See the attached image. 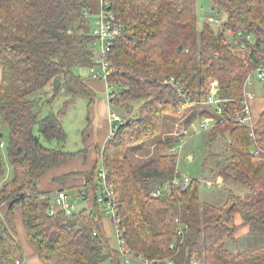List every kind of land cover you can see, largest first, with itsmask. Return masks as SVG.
<instances>
[{"label": "trees", "instance_id": "16d2710c", "mask_svg": "<svg viewBox=\"0 0 264 264\" xmlns=\"http://www.w3.org/2000/svg\"><path fill=\"white\" fill-rule=\"evenodd\" d=\"M209 1V17H225L219 31L208 23L199 28L197 0H104L122 29L107 56L116 69L108 77L110 106L125 118L97 149L90 170L54 177L60 189L40 191L49 171L77 156L62 148V117L78 98H86L89 109L96 103L88 80L75 70L95 66L90 19L100 8L97 0H0V118L9 130L5 137L0 128V208L6 209L0 264L25 261L18 212L42 264H123L126 256L154 264H264V247L229 249L243 228L264 236V148L255 155L250 129L235 121L245 108L248 76L264 67V0ZM214 83L222 112L214 106L198 111ZM262 89L264 97V82ZM61 91L69 97L64 111L43 116ZM190 109L196 110L188 124L215 119L199 133L203 173L212 183L203 204L197 179L190 178L187 189L174 184L183 178L175 149L186 136L163 137L167 122L184 119ZM256 121L257 144L264 146V108ZM54 141L56 148L45 144ZM149 143L154 150L145 159L141 150ZM99 164L115 192L119 250L109 245L103 202L68 216L51 214L43 198L69 187L85 193L86 202L93 190L100 192ZM157 190L161 194L153 196Z\"/></svg>", "mask_w": 264, "mask_h": 264}, {"label": "rangeland", "instance_id": "374dc122", "mask_svg": "<svg viewBox=\"0 0 264 264\" xmlns=\"http://www.w3.org/2000/svg\"><path fill=\"white\" fill-rule=\"evenodd\" d=\"M211 7H212L211 2L209 0H197V16H198V24H199L200 29L201 27L205 26V24L208 23L209 26L213 30H217V28L208 21V19L211 18L209 17ZM93 21L94 19H90L91 26L93 24ZM92 53L95 54L96 50L92 49ZM75 73L88 80L87 84L91 86V88L93 89L95 93L96 103L93 108L89 109L88 100L86 98H78L74 106L70 107L66 111L65 115L62 117V124L67 134V140L62 146V148L66 152L73 153V154L75 153L77 156L71 159L67 164L49 171L47 175L42 180H40L38 183V189L40 191L59 190L60 189L59 186L54 185L52 182V179L54 177H57V176L61 177L71 172L72 173L80 172V171L86 172L90 170L91 167H93L97 162V158H98L97 149L103 146V141L105 140L106 136H107V139L110 137L111 127H110L109 120H108L109 113L115 112L122 119L125 118L123 111L118 110L116 108H112L109 105L108 95H107L108 89L104 83L100 81L95 82V81L90 80L88 70L76 69ZM0 81H1V70H0ZM262 85L263 83L257 82L255 87L251 89V92L255 94L254 99L252 101V111H253V115L256 120H258L259 115L264 108V97H263ZM68 98L69 97L65 94V92L61 91L58 97L53 102V104L50 107H46L43 110L42 115L46 116L51 113L53 114L62 113L64 111L65 101ZM196 109L198 111L204 110L205 107L201 106ZM196 109L188 110L187 115L184 119L182 118L175 122L169 120L167 122L168 128H166L165 130L166 132L164 133L163 137L177 138L178 136L182 137L183 135L187 134V136L184 139L185 143H184L183 149L180 151H177L179 153L178 169L181 175L188 176L191 179L195 178L200 182L199 192H200L201 202L203 204L207 202L206 200L208 199V196L210 195V192L212 190L207 189V186H206L207 180L205 179L203 169H202L203 158H204L203 156L204 155V141L202 140V137L199 136V133H196L198 122L194 120L192 121V124L189 123L190 126L188 124V118L190 117L192 112L195 111ZM96 118L99 120H95ZM88 119H90V126H89ZM105 127L107 128V132L103 136L100 131L104 130ZM0 128L2 132L4 133L5 137H7L9 130L6 126H4L1 123V118H0ZM108 129H109V132H108ZM45 144L52 148H56L58 146V144L55 141L51 143H45ZM152 146L153 144L149 143L143 148V150H141V153H142L141 155H143V157H146L145 159L149 157V154H152L154 150ZM146 147H148L147 149L150 150V153L144 154V150ZM85 152L87 153L85 154ZM2 153L4 156V160H5L8 175H9L11 172V167L9 164V160L7 157V151L5 147L2 149ZM85 157H87V162L85 161ZM136 157H139V155H136ZM137 161L139 160L136 159V162ZM100 168L101 166L99 164L98 169ZM65 191H67L70 197V201L75 206L76 211H79L82 209H88L90 207L91 209L94 208L96 194H97L93 192L94 190L89 194V200H87V201H90V204H88L87 201L84 202L83 198L85 196L82 198L79 194L80 191L78 189L67 187ZM111 217L112 216H107L103 218L104 228H105L106 235L109 239L110 247L115 250H119L120 244H119L118 237L116 234V229L114 227V224L112 223ZM16 221L18 222L17 228L19 229L18 232L20 234L19 236L20 244L22 245V242L26 244L27 242L29 246H32L29 240L26 239L27 236H26L25 230L21 222V216H19L18 219H16ZM261 247H264V236L250 232L248 228L241 229L238 232V234H236V244L229 245V249L233 252H237L239 250L243 251L246 249H256V248H261ZM22 248H23V245H22ZM25 258L32 259V258H36V256L33 255V256L25 257ZM37 261H38V264H42L38 259ZM122 261H123V264H139L137 259L128 258L127 256Z\"/></svg>", "mask_w": 264, "mask_h": 264}, {"label": "built area", "instance_id": "2783aa9c", "mask_svg": "<svg viewBox=\"0 0 264 264\" xmlns=\"http://www.w3.org/2000/svg\"><path fill=\"white\" fill-rule=\"evenodd\" d=\"M99 4L100 11L96 15L93 16V29L91 30V36L95 39L92 44L96 53L94 54V67L89 69V76L93 81H101L107 86L108 89V102L110 105V101L113 99V87L109 83V75L111 73H115L116 69H114L110 62L107 60V56L111 51V48L117 38H120L122 29L115 23L114 15L110 12H107L104 8L105 2L104 0H97ZM208 21L213 24L217 30L219 31L223 27V23L225 21V17L220 21L217 18L211 17ZM250 39V38H248ZM252 41V40H251ZM250 41V42H251ZM247 50L246 45H242L240 48L241 55H244V52ZM264 82V67H258L248 76L245 83L244 90V111L241 115H238L235 119L236 123L242 128L250 129V138L252 141V152L255 155H259L261 151H263L264 146H259L257 143V137L255 135V127H256V119L253 115L252 111V101L254 99V93L251 92V89L255 87V85ZM217 83L212 85L211 94L208 98L207 104L205 106H214L216 113L220 114L222 112V108L219 107L220 99L216 97L214 91L216 90ZM108 120L110 123L111 131L110 137L114 134L117 129V125L122 123V118L117 115L115 112L109 113ZM215 124L213 117L204 118L201 123L197 124L196 133H200L202 131H207L212 128ZM187 136V134L185 135ZM184 141L176 147L175 151H180L184 147ZM3 146V144L1 145ZM101 173L99 174V183L101 184L100 192L96 194V200L99 202H103L104 204V217L112 216L111 219L115 217V192L113 188L108 184L105 171L100 168ZM191 183V179L188 176H183L181 180H175V185H181L183 189H187ZM207 187L211 188L212 183L207 182ZM80 196L83 198L85 193L80 192ZM161 194L160 190H157L153 193V196H158ZM48 206L50 207L51 214H54L57 211H63L66 215L71 216L76 212L75 206L71 203L70 197L67 191H59L53 194H49L44 196ZM181 230L179 235H181ZM116 234L118 237V241L120 244L121 232L116 229ZM125 252V251H122ZM126 253V252H125ZM128 258H131L128 256ZM139 264H154L152 261L145 259H137ZM17 264H20L19 262Z\"/></svg>", "mask_w": 264, "mask_h": 264}, {"label": "crops", "instance_id": "0c3cea01", "mask_svg": "<svg viewBox=\"0 0 264 264\" xmlns=\"http://www.w3.org/2000/svg\"><path fill=\"white\" fill-rule=\"evenodd\" d=\"M95 120H99V119H95ZM110 124V123H109ZM101 132V134L104 136V134H106V132H107V128L105 127L104 128V130H102V131H100ZM108 132H109V129H108ZM107 135H108V133H107ZM107 140V136H106V138H105V140L103 141V144L105 143V141ZM88 202V204H90V201H87ZM91 209V207L90 208H88V210H90ZM6 213V209L5 208H0V214L3 216L4 214ZM20 216V212H18V214H17V219H18V217ZM105 218V217H104ZM22 222V221H21ZM16 223H17V227H18V222L16 221ZM23 225V224H22ZM24 228V227H23ZM116 229V228H115ZM17 231H19V229L17 228ZM26 233V232H25ZM18 234H19V232H18ZM19 236H20V234H19ZM27 236V235H26ZM27 240H28V237L26 238ZM22 242V241H21ZM22 245H23V250L25 251L24 252V255H25V257H30V256H36V253H35V250H34V248L32 247V246H29L28 244H27V242H26V244L25 243H23L22 242ZM33 248V250H32V248ZM120 248V247H119ZM27 250V251H26ZM28 253V254H27ZM37 259L40 261V259L36 256V258H32V259H26L25 258V261L22 263V264H38V261H37ZM41 262V261H40ZM42 263V262H41Z\"/></svg>", "mask_w": 264, "mask_h": 264}, {"label": "water", "instance_id": "95a60500", "mask_svg": "<svg viewBox=\"0 0 264 264\" xmlns=\"http://www.w3.org/2000/svg\"><path fill=\"white\" fill-rule=\"evenodd\" d=\"M60 84H61L60 80H55V82H54L55 90L59 89ZM216 92H217V89L214 91V94H216Z\"/></svg>", "mask_w": 264, "mask_h": 264}, {"label": "bare ground", "instance_id": "6f19581e", "mask_svg": "<svg viewBox=\"0 0 264 264\" xmlns=\"http://www.w3.org/2000/svg\"><path fill=\"white\" fill-rule=\"evenodd\" d=\"M244 88H245V86H244Z\"/></svg>", "mask_w": 264, "mask_h": 264}]
</instances>
